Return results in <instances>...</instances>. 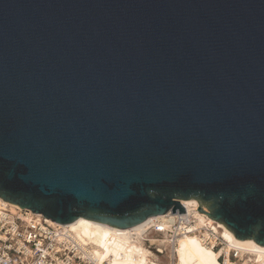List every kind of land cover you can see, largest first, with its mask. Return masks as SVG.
<instances>
[{"label":"water","instance_id":"1","mask_svg":"<svg viewBox=\"0 0 264 264\" xmlns=\"http://www.w3.org/2000/svg\"><path fill=\"white\" fill-rule=\"evenodd\" d=\"M191 199L264 247V0H0V200L126 230Z\"/></svg>","mask_w":264,"mask_h":264},{"label":"built area","instance_id":"2","mask_svg":"<svg viewBox=\"0 0 264 264\" xmlns=\"http://www.w3.org/2000/svg\"><path fill=\"white\" fill-rule=\"evenodd\" d=\"M182 214L151 219L138 237L150 264H176V247L184 236H196L215 251L219 264H264V257L228 247L212 228L198 227L193 212L183 206ZM204 218H207L205 215ZM213 224L216 225L214 222ZM217 227V225H216ZM219 230V229H218ZM135 237V236H134ZM101 249L79 240L65 225H57L18 207L11 211L0 205V264H113Z\"/></svg>","mask_w":264,"mask_h":264},{"label":"bare ground","instance_id":"3","mask_svg":"<svg viewBox=\"0 0 264 264\" xmlns=\"http://www.w3.org/2000/svg\"><path fill=\"white\" fill-rule=\"evenodd\" d=\"M180 204L187 209V212L190 208L194 210L198 207V202L193 199L181 201ZM0 205L8 207L11 211H15L17 208L2 200H0ZM193 216L198 227L212 228L228 247L250 252L257 256L259 260L264 257V247L257 245L252 240H237L221 224H216V227L212 220L204 218L196 212H193ZM164 217L149 218L141 224L126 230L112 228L84 218H78L73 223L65 225V227L73 231L79 240L95 244L101 249L102 257H111L113 264H150L148 253L138 243V237L151 219L158 218L161 220ZM176 261V264H219L216 252L204 246L196 236L192 235L184 236L178 241Z\"/></svg>","mask_w":264,"mask_h":264}]
</instances>
